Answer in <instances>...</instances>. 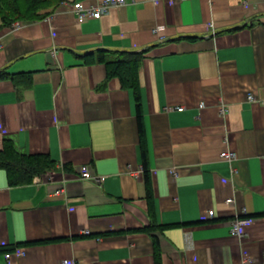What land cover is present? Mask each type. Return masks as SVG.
<instances>
[{
	"label": "crops",
	"instance_id": "0c3cea01",
	"mask_svg": "<svg viewBox=\"0 0 264 264\" xmlns=\"http://www.w3.org/2000/svg\"><path fill=\"white\" fill-rule=\"evenodd\" d=\"M64 1L0 26V149L55 163L16 186L0 168V264H264V0H126L82 22L69 6L101 0ZM114 52L142 54L138 101L107 78Z\"/></svg>",
	"mask_w": 264,
	"mask_h": 264
},
{
	"label": "trees",
	"instance_id": "16d2710c",
	"mask_svg": "<svg viewBox=\"0 0 264 264\" xmlns=\"http://www.w3.org/2000/svg\"><path fill=\"white\" fill-rule=\"evenodd\" d=\"M63 0H0V26L16 21H36L48 16ZM102 52V51H101ZM105 54V52H102ZM142 54L137 52H114L110 59L102 56L107 78L117 77L121 87L132 89L138 101V67ZM14 75L9 78L14 79ZM139 133L142 125L138 116ZM144 161V151L142 153ZM145 164V163H144ZM0 168L5 170L10 185H24L35 176H41L55 169V163L42 155H26L15 148L10 139H5L0 149ZM143 176L147 184V198L151 205V191L148 185V171L143 165Z\"/></svg>",
	"mask_w": 264,
	"mask_h": 264
},
{
	"label": "built area",
	"instance_id": "2783aa9c",
	"mask_svg": "<svg viewBox=\"0 0 264 264\" xmlns=\"http://www.w3.org/2000/svg\"><path fill=\"white\" fill-rule=\"evenodd\" d=\"M126 3V0H101L98 4L95 5H88L86 6L82 2H74L71 4L70 10L74 13V15L77 18L78 22H82L86 19H100L102 16L108 13L109 9L112 6H121ZM62 5H67V3L63 0L61 2ZM18 23L14 22L12 23L13 26H16ZM247 99L250 101H254V98L252 95H248ZM199 108L203 107V103L201 102L198 105ZM178 111H181L182 108H178ZM220 114L223 115L226 112L225 106L221 105L220 108ZM221 158L226 159L227 161H232L235 158L234 152H231L229 150H225L221 152L220 154ZM79 171V179L83 181H91L96 184L100 183L102 181V178L99 176H95L91 173L88 165H81L78 168ZM171 175L175 178L177 176V171L173 168L170 170ZM35 181H39V177L35 178ZM63 193V189L60 188L57 191L54 192L55 195H59ZM228 205L233 204V199L228 198L225 200ZM213 210H209L207 215L209 217H213ZM251 221V218L244 217H236L233 220L229 222V232L231 235L236 236L238 238H242L244 236V233L242 231V227L248 224ZM187 240L190 242V238H187ZM13 255L16 256H23L24 251L22 249H17L14 254L12 253H6L5 258L10 259ZM60 264H77L71 259H63L61 260Z\"/></svg>",
	"mask_w": 264,
	"mask_h": 264
},
{
	"label": "rangeland",
	"instance_id": "374dc122",
	"mask_svg": "<svg viewBox=\"0 0 264 264\" xmlns=\"http://www.w3.org/2000/svg\"><path fill=\"white\" fill-rule=\"evenodd\" d=\"M44 175V174H43ZM42 176V175H41ZM41 176H35V177H39V178H41Z\"/></svg>",
	"mask_w": 264,
	"mask_h": 264
}]
</instances>
